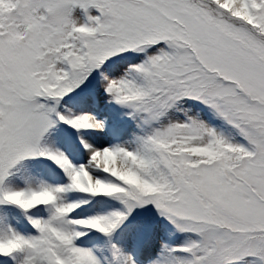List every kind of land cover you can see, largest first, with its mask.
Here are the masks:
<instances>
[{"label":"snow or ice","instance_id":"obj_1","mask_svg":"<svg viewBox=\"0 0 264 264\" xmlns=\"http://www.w3.org/2000/svg\"><path fill=\"white\" fill-rule=\"evenodd\" d=\"M0 264H264V0H0Z\"/></svg>","mask_w":264,"mask_h":264},{"label":"rangeland","instance_id":"obj_2","mask_svg":"<svg viewBox=\"0 0 264 264\" xmlns=\"http://www.w3.org/2000/svg\"><path fill=\"white\" fill-rule=\"evenodd\" d=\"M204 116H205V119H209L210 123H213V124H218L219 122L218 121H214V120H211L210 116L205 112L204 113ZM166 227L168 228L169 231H171V226H168L166 225ZM183 238L179 235H176L175 237L172 238V240L170 241L171 243H179Z\"/></svg>","mask_w":264,"mask_h":264}]
</instances>
